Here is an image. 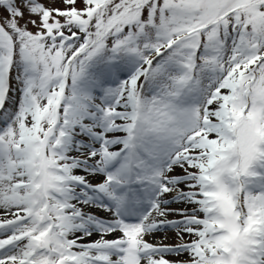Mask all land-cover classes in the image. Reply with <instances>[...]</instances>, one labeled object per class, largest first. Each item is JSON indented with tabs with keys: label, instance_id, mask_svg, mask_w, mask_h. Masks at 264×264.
<instances>
[{
	"label": "snow or ice",
	"instance_id": "snow-or-ice-1",
	"mask_svg": "<svg viewBox=\"0 0 264 264\" xmlns=\"http://www.w3.org/2000/svg\"><path fill=\"white\" fill-rule=\"evenodd\" d=\"M0 264H264V0H0Z\"/></svg>",
	"mask_w": 264,
	"mask_h": 264
},
{
	"label": "rangeland",
	"instance_id": "rangeland-1",
	"mask_svg": "<svg viewBox=\"0 0 264 264\" xmlns=\"http://www.w3.org/2000/svg\"><path fill=\"white\" fill-rule=\"evenodd\" d=\"M167 242V241H166Z\"/></svg>",
	"mask_w": 264,
	"mask_h": 264
}]
</instances>
